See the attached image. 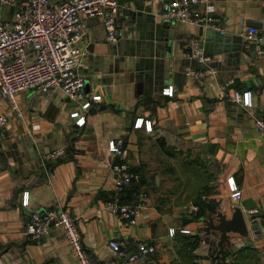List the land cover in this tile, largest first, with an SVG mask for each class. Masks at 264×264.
<instances>
[{"label":"crops","instance_id":"obj_1","mask_svg":"<svg viewBox=\"0 0 264 264\" xmlns=\"http://www.w3.org/2000/svg\"><path fill=\"white\" fill-rule=\"evenodd\" d=\"M117 2L114 42L100 17L85 19L76 70L85 91L101 99L83 112L82 125L70 116L75 102L58 90L17 93L15 112L0 93V114L8 115L0 131V264H77L61 228L39 240L23 235L33 210L53 206L73 216L93 264H118L111 238L145 239L154 246L133 264H216L215 257L245 246L259 248L264 264V218H257L256 234L245 215L248 234L230 232L219 256L216 244L203 239L201 220L217 211L230 218L236 206L247 214L243 201L254 206L251 211H264V134L254 124L264 116V55L254 52L246 36L253 22L264 32V0H199L217 18L216 26L165 19L156 0ZM13 10L0 7V20ZM209 30L227 38L207 36ZM193 38L214 68L202 79L191 75L199 64L186 56ZM169 86L172 95L163 94ZM235 89L250 90L253 105L236 102ZM137 117L151 120L152 130L134 127ZM119 136L124 152L117 156L107 144ZM57 147L64 154L45 160ZM120 161L139 175L122 192L139 210L134 225L123 224L105 205L113 192L111 166ZM229 176L242 192L237 202L229 194ZM196 200L217 206L198 216V209L191 210ZM192 236L199 241L191 249ZM232 258L226 255L224 262Z\"/></svg>","mask_w":264,"mask_h":264},{"label":"built area","instance_id":"obj_2","mask_svg":"<svg viewBox=\"0 0 264 264\" xmlns=\"http://www.w3.org/2000/svg\"><path fill=\"white\" fill-rule=\"evenodd\" d=\"M156 1L160 2V15L165 19L216 26L217 18L205 13L199 7V0ZM4 6L14 8L8 18L0 20V93L10 100V111L18 110L16 95L21 91L58 90L75 102L70 116L82 125L85 120L83 112H87L94 100L101 99L99 93L85 91V78L76 70L82 53L79 42L86 32L85 19L100 17L107 40L114 42L119 35L116 26L119 3L117 0H0V7ZM246 36L254 52L264 55V32L250 26L246 29ZM186 56L199 64V68L191 69V75L202 79L214 73L211 57L203 51L199 38L191 40ZM172 92L170 86L162 91L168 95ZM232 98L245 107L253 105L250 90L235 89ZM7 116L0 114V131L8 122ZM254 124L264 134V121L255 118ZM133 126L152 130L151 120L143 117H137ZM107 146L117 156L124 152L121 136L109 139ZM64 152V147L54 148L45 154L44 159L56 161ZM111 169L114 174L113 192L105 205L123 224L134 225L138 222L139 210L133 203L122 202L121 194L128 184L138 180L139 175L123 161L113 163ZM227 185L233 202L240 200L242 192L233 176L227 178ZM21 202L28 204L27 191L23 192ZM197 209V205H191V210ZM54 227L62 229L77 264H93L79 227L66 209L53 206L33 210L22 232L31 240H39ZM181 231L189 232V229ZM169 233L173 234L174 229L170 228ZM108 246L117 254L118 264H133L154 250V246L145 239L127 242L111 238Z\"/></svg>","mask_w":264,"mask_h":264},{"label":"water","instance_id":"obj_3","mask_svg":"<svg viewBox=\"0 0 264 264\" xmlns=\"http://www.w3.org/2000/svg\"><path fill=\"white\" fill-rule=\"evenodd\" d=\"M255 26L256 22L252 23ZM216 35L219 39L227 38V35L221 32H216L209 30L207 31V36H213ZM264 121V116L261 117ZM241 205H243V208L245 210H250V212H247L245 214L241 207L236 206L233 208V211L231 213L230 218H226V214H223L222 212L217 211L216 215H212L211 213H208L207 216L204 218L202 217L201 220H203V227L202 230L204 231L205 235L203 236V239L209 243V244H216L218 247L216 251V256H219V254L223 251L224 243L229 244V233L230 232H236L242 236H245L248 234V225H247V219L246 216H249L250 218V225L251 228L254 230L256 234H261V230L259 229V225L257 222L258 217L264 218V211L258 212L251 211L254 206L250 205L247 206L245 202H241Z\"/></svg>","mask_w":264,"mask_h":264},{"label":"trees","instance_id":"obj_4","mask_svg":"<svg viewBox=\"0 0 264 264\" xmlns=\"http://www.w3.org/2000/svg\"><path fill=\"white\" fill-rule=\"evenodd\" d=\"M132 183V182H131ZM134 198H130L125 200L124 196H122L121 194V201L122 202H126V203H133L134 202ZM196 203L198 204V216L200 215H204L207 213L208 211H214V209L217 206V203L209 201V202H203L201 200H196ZM203 217V216H202ZM199 239L196 236H192L189 241L187 242V245L192 249L197 243H198ZM226 255H232L233 258L230 261V264H262V259H261V253L259 248L255 247V246H245L243 248H241L238 252H228L225 251V253H223L222 257L220 258H216L215 257V261L217 262L216 264H227L226 262H224V257ZM189 259H193L192 255H188Z\"/></svg>","mask_w":264,"mask_h":264}]
</instances>
